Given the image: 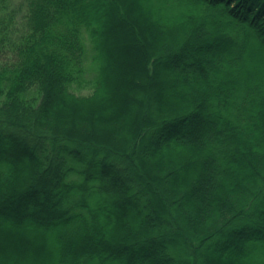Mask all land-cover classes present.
<instances>
[{"label":"trees","instance_id":"1","mask_svg":"<svg viewBox=\"0 0 264 264\" xmlns=\"http://www.w3.org/2000/svg\"><path fill=\"white\" fill-rule=\"evenodd\" d=\"M0 264H264V0H0Z\"/></svg>","mask_w":264,"mask_h":264},{"label":"rangeland","instance_id":"2","mask_svg":"<svg viewBox=\"0 0 264 264\" xmlns=\"http://www.w3.org/2000/svg\"><path fill=\"white\" fill-rule=\"evenodd\" d=\"M81 93L87 94V93H89V90H83Z\"/></svg>","mask_w":264,"mask_h":264}]
</instances>
